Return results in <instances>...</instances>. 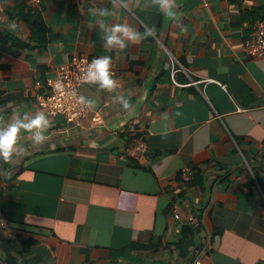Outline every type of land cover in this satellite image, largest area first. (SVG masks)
Instances as JSON below:
<instances>
[{
    "label": "crops",
    "instance_id": "0c3cea01",
    "mask_svg": "<svg viewBox=\"0 0 264 264\" xmlns=\"http://www.w3.org/2000/svg\"><path fill=\"white\" fill-rule=\"evenodd\" d=\"M172 3L169 17L156 0H42L48 31L38 47L29 24L6 13L14 1L0 2V31L22 44L0 38V93L29 98L0 103V129L38 113L48 121L19 130L0 172L8 252L13 238L30 236L55 264H264V189L252 170L264 182V57L243 48L264 0ZM116 24L139 38L107 45ZM75 54L115 64L116 87H81L100 123L38 106L47 79ZM172 58L186 85L171 80ZM136 121L148 142L142 161L127 156ZM186 166L193 182L180 178ZM173 203L201 218L187 257L173 249L184 235Z\"/></svg>",
    "mask_w": 264,
    "mask_h": 264
},
{
    "label": "built area",
    "instance_id": "2783aa9c",
    "mask_svg": "<svg viewBox=\"0 0 264 264\" xmlns=\"http://www.w3.org/2000/svg\"><path fill=\"white\" fill-rule=\"evenodd\" d=\"M26 1L28 8L32 10L41 9L42 0ZM243 48L248 56L264 57V19L254 21L250 37L246 39ZM97 57L75 54L68 62L62 63L56 68L54 74L47 79L46 89L37 95L38 106L44 113L60 116L67 122H75L87 116L92 117L93 124L101 122V118L94 113L91 102L81 92L83 85L94 82L84 80L83 77L92 60ZM176 62L178 63L172 58L171 80L176 85H186V83H181L176 79L178 72ZM110 70L112 74L115 73V64L112 61ZM239 109L241 108L239 107ZM132 131L135 135L127 150V156L142 161L148 156V142L142 122H134ZM195 175L196 170L190 166H186L180 171V178L184 182L192 181ZM171 211L176 220L184 221L196 228V231L201 229V218L197 212L192 209L183 211L178 203H173ZM196 263L203 264L201 259H198Z\"/></svg>",
    "mask_w": 264,
    "mask_h": 264
},
{
    "label": "trees",
    "instance_id": "16d2710c",
    "mask_svg": "<svg viewBox=\"0 0 264 264\" xmlns=\"http://www.w3.org/2000/svg\"><path fill=\"white\" fill-rule=\"evenodd\" d=\"M3 1L5 0H0V2ZM13 1L14 5L12 7H6V13L11 18H21L28 23L32 29L33 40L37 42L38 47H42L48 28L42 16L41 9L32 10L28 8L26 0ZM261 17H264V11L263 16ZM0 38L4 42H9L16 47H20L22 45L20 42L8 37L2 31H0ZM6 100H15L20 102L29 100V98H23L21 96L17 97L14 93H0V103ZM7 110L9 111L10 109ZM10 162V156L7 159H4V157L0 155V172L7 170ZM252 170L258 184L262 189H264V182L259 177L258 169L253 166ZM196 178H198V173H196L195 178L191 182H193ZM201 182L202 181H200V183ZM248 184L252 188L255 186V180L253 177L249 178ZM183 229L184 235L179 242L173 244V249L177 250L181 256L187 257L194 248L197 229L185 222H183ZM12 242L14 245L13 252H8L2 243H0L2 252H4V255L0 254V264H55L51 250L43 246L37 238L30 236L13 238Z\"/></svg>",
    "mask_w": 264,
    "mask_h": 264
},
{
    "label": "clouds",
    "instance_id": "9594fccd",
    "mask_svg": "<svg viewBox=\"0 0 264 264\" xmlns=\"http://www.w3.org/2000/svg\"><path fill=\"white\" fill-rule=\"evenodd\" d=\"M160 8L165 10L169 17L175 16L172 0H156ZM109 35L106 36L105 42L107 45L119 44L122 48L125 47V41L122 37H128L131 40H137L140 34L127 24H116L110 29ZM120 33L121 35H117ZM111 58L102 56L94 58L88 66L87 72L83 79L87 81H99L100 87L112 89L116 87L117 81L114 79L110 70ZM127 106V105H125ZM48 124V121L43 113H38L31 120L25 122L18 120L16 123L9 125L7 128L0 129V154L7 159L14 149V144L17 139V134L21 128L33 129L43 128ZM42 133H35L37 141L43 139Z\"/></svg>",
    "mask_w": 264,
    "mask_h": 264
},
{
    "label": "rangeland",
    "instance_id": "374dc122",
    "mask_svg": "<svg viewBox=\"0 0 264 264\" xmlns=\"http://www.w3.org/2000/svg\"><path fill=\"white\" fill-rule=\"evenodd\" d=\"M1 251H2V248L0 247ZM0 254L4 255V252H1Z\"/></svg>",
    "mask_w": 264,
    "mask_h": 264
},
{
    "label": "bare ground",
    "instance_id": "6f19581e",
    "mask_svg": "<svg viewBox=\"0 0 264 264\" xmlns=\"http://www.w3.org/2000/svg\"><path fill=\"white\" fill-rule=\"evenodd\" d=\"M191 182V181H190Z\"/></svg>",
    "mask_w": 264,
    "mask_h": 264
}]
</instances>
